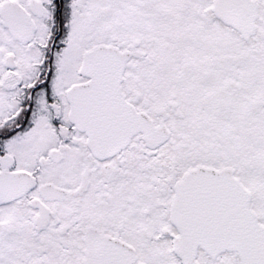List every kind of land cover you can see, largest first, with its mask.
I'll use <instances>...</instances> for the list:
<instances>
[{"label": "snow or ice", "instance_id": "6c2138e0", "mask_svg": "<svg viewBox=\"0 0 264 264\" xmlns=\"http://www.w3.org/2000/svg\"><path fill=\"white\" fill-rule=\"evenodd\" d=\"M0 264H264V0H0Z\"/></svg>", "mask_w": 264, "mask_h": 264}]
</instances>
